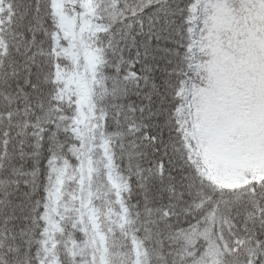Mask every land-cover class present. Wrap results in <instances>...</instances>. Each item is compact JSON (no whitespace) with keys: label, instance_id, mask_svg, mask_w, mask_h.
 <instances>
[{"label":"snow or ice","instance_id":"obj_1","mask_svg":"<svg viewBox=\"0 0 264 264\" xmlns=\"http://www.w3.org/2000/svg\"><path fill=\"white\" fill-rule=\"evenodd\" d=\"M0 264H264V0H0Z\"/></svg>","mask_w":264,"mask_h":264}]
</instances>
